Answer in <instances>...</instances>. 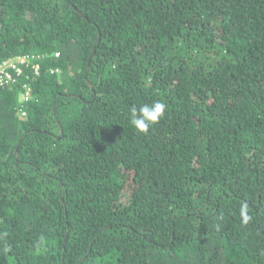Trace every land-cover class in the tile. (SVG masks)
<instances>
[{
    "label": "trees",
    "instance_id": "trees-1",
    "mask_svg": "<svg viewBox=\"0 0 264 264\" xmlns=\"http://www.w3.org/2000/svg\"><path fill=\"white\" fill-rule=\"evenodd\" d=\"M22 55L0 264H264V0H0V60Z\"/></svg>",
    "mask_w": 264,
    "mask_h": 264
},
{
    "label": "clouds",
    "instance_id": "clouds-1",
    "mask_svg": "<svg viewBox=\"0 0 264 264\" xmlns=\"http://www.w3.org/2000/svg\"><path fill=\"white\" fill-rule=\"evenodd\" d=\"M56 56H59V53H56ZM32 64H38V63L32 62L28 66L33 67ZM38 65H39L38 72L34 70L35 73H40L41 66L40 64ZM57 71H59V69H57ZM165 110H166L165 104L160 101L154 102L151 106L142 105L138 110L139 114H137V109L133 108L132 110L133 116H132L131 123L137 131L142 132V133H147L151 126L155 125L163 118ZM244 220L245 222H247L248 220V217L246 214L244 215Z\"/></svg>",
    "mask_w": 264,
    "mask_h": 264
},
{
    "label": "built area",
    "instance_id": "built-area-1",
    "mask_svg": "<svg viewBox=\"0 0 264 264\" xmlns=\"http://www.w3.org/2000/svg\"><path fill=\"white\" fill-rule=\"evenodd\" d=\"M32 63V58L28 55L19 56L17 58L0 60V83L14 82L17 76L23 74L24 68ZM34 70L38 72L39 65L32 64ZM24 99L29 100L30 98V86L25 85ZM24 114V112H22Z\"/></svg>",
    "mask_w": 264,
    "mask_h": 264
}]
</instances>
